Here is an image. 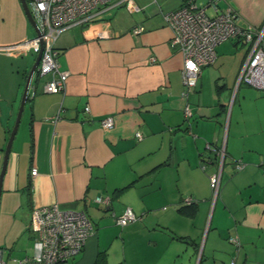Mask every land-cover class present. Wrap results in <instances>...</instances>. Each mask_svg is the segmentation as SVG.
<instances>
[{
    "label": "crops",
    "instance_id": "1",
    "mask_svg": "<svg viewBox=\"0 0 264 264\" xmlns=\"http://www.w3.org/2000/svg\"><path fill=\"white\" fill-rule=\"evenodd\" d=\"M185 2L128 0L116 21L109 9L60 32L66 86L44 93L48 76L31 78L1 184V234L30 232L32 249L31 212L57 204L93 225L69 264H264V90L238 81L248 46L234 39L217 45L215 63L181 98L183 57L162 12ZM228 8L237 25L264 28V0H218L219 11ZM137 26L144 30L134 34ZM36 34L20 0H0V172L39 47L9 48ZM105 118L112 127L101 126ZM222 148L214 199L209 177ZM126 209L136 219L120 226L115 217Z\"/></svg>",
    "mask_w": 264,
    "mask_h": 264
},
{
    "label": "built area",
    "instance_id": "2",
    "mask_svg": "<svg viewBox=\"0 0 264 264\" xmlns=\"http://www.w3.org/2000/svg\"><path fill=\"white\" fill-rule=\"evenodd\" d=\"M112 0H27L30 12L37 24L38 35L28 38L9 48L17 54L25 55L42 42V53L36 67V77L48 76L42 85L44 93H62L68 78L67 71L58 68L55 43L58 35L74 25L83 24L100 17L111 9ZM116 5L128 0H117ZM206 7H211L215 13L208 15ZM162 17L173 35L171 44L177 46L183 57L181 79L183 91L181 98L187 101L188 95L197 86L201 69L215 63L216 47L229 40H240L248 46V53L239 73V82L264 90V28L253 25L241 27L236 24L237 12L228 8L218 10V0H208L205 7L197 5L195 0H187L176 9L163 11ZM143 26L135 27L132 32L138 34ZM89 110L88 107L85 108ZM191 109L186 102L185 118L191 116ZM104 128L113 126L112 118L101 122ZM140 137V135L138 136ZM209 147V146H207ZM220 165L216 173L209 177L213 195H218L222 164L225 156L224 149L218 150ZM204 167V166H203ZM242 162H235L236 171L242 169ZM37 174L32 168L31 175ZM97 202L108 204V198H96ZM190 203V200H186ZM134 213L126 209L115 217L120 226L134 221ZM30 227L34 232L32 254L23 259H7L5 251L0 248V264H69V261L82 252L93 225L84 211L62 210L57 204L41 206L31 212ZM234 241L233 238H231ZM231 264H234L232 261Z\"/></svg>",
    "mask_w": 264,
    "mask_h": 264
},
{
    "label": "water",
    "instance_id": "3",
    "mask_svg": "<svg viewBox=\"0 0 264 264\" xmlns=\"http://www.w3.org/2000/svg\"><path fill=\"white\" fill-rule=\"evenodd\" d=\"M20 1H21V4L23 6V9L25 11V14H26L29 22L35 28L36 33L38 35L37 24H36L31 12H30V9H29L28 4H27V0H20ZM41 53H42V42L39 43V48H38V52H37L36 58H35L34 63L32 64V66H31V68H30V70H29V72L27 74L26 82H25V86H24V90H23V94H22V98H21V101H20V106H19V109H18V112H17V116H16V119H15L14 125L12 127V130L10 132V136L8 138L7 144H6L5 149H4L2 168H1V172H0V197H1V184H2L3 175H4L5 170H6L8 157H9V154H10V151H11V148H12V143H13L14 137L16 135V132H17L19 124H20V120H21V116H22V113H23V110H24L25 102L27 100L28 87H29L31 78L35 74L36 67H37V65L39 63V60H40V57H41Z\"/></svg>",
    "mask_w": 264,
    "mask_h": 264
},
{
    "label": "rangeland",
    "instance_id": "4",
    "mask_svg": "<svg viewBox=\"0 0 264 264\" xmlns=\"http://www.w3.org/2000/svg\"><path fill=\"white\" fill-rule=\"evenodd\" d=\"M117 2H118L117 0H112L111 2H109V4H112V7L110 9L111 10L110 16L109 15L107 16L109 20L114 19L113 14H115L117 10H121V12H124L123 4L119 6V5H116ZM207 13L210 14V12H207ZM114 21H116V18L114 19ZM217 196L218 195L216 196L213 195V198L216 199ZM1 235H4V236H1ZM30 235L31 234L29 232V233H26L24 236H22L18 240H14V239L12 240V238H10V235L1 234V230H0V237H2V242H0V247L4 249L5 257L9 258L11 261L12 259H23L25 257L30 256L32 253L31 240L29 237Z\"/></svg>",
    "mask_w": 264,
    "mask_h": 264
}]
</instances>
